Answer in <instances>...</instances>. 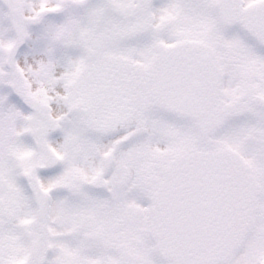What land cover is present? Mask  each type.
Returning <instances> with one entry per match:
<instances>
[{"label": "snow or ice", "instance_id": "6c2138e0", "mask_svg": "<svg viewBox=\"0 0 264 264\" xmlns=\"http://www.w3.org/2000/svg\"><path fill=\"white\" fill-rule=\"evenodd\" d=\"M0 264H264V0H0Z\"/></svg>", "mask_w": 264, "mask_h": 264}]
</instances>
